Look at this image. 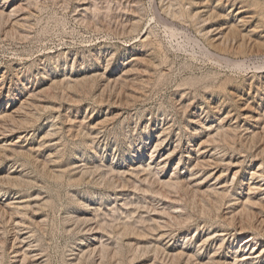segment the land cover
<instances>
[{
	"label": "rangeland",
	"instance_id": "obj_1",
	"mask_svg": "<svg viewBox=\"0 0 264 264\" xmlns=\"http://www.w3.org/2000/svg\"><path fill=\"white\" fill-rule=\"evenodd\" d=\"M169 1L0 0V264H169L154 252L158 245L171 251L186 243L197 252L211 226L225 223L234 233L215 213L205 216L193 190L159 188L161 197L135 184L145 172H131L159 164L178 146L159 167L163 179L183 157L178 171L193 185L202 181L205 190L222 182L246 197L250 173L264 159V69H253L264 63V49L217 52L203 37L204 24L173 18ZM165 22L177 30L174 39ZM208 50L245 59L252 69L217 64ZM73 82H81L75 91ZM223 119L236 127L231 145L212 139ZM202 143L214 160L209 170L194 168ZM254 192L256 201L264 197ZM164 208L189 218L180 224L161 215ZM158 213L163 227L154 233L147 222L124 232L126 222ZM263 226L237 243L254 232L264 243Z\"/></svg>",
	"mask_w": 264,
	"mask_h": 264
},
{
	"label": "bare ground",
	"instance_id": "obj_2",
	"mask_svg": "<svg viewBox=\"0 0 264 264\" xmlns=\"http://www.w3.org/2000/svg\"><path fill=\"white\" fill-rule=\"evenodd\" d=\"M240 4L242 6L238 9L237 6H240ZM197 7L203 8L204 11H201L198 13ZM168 8H169V15H171L173 18H176L182 22H185V23L190 22V23H193V24L195 23L198 25H199V23H201V24L203 23L204 24L203 27H206L205 29L202 30L203 31V37L206 39L208 45L211 46L212 48H214L217 52L224 53V54L229 53L232 55L240 54V55L245 56L248 53L249 54L253 53L255 48H256V50H258L257 48H259V49L263 48L264 49V0H170ZM235 8L238 9L236 14H234V11H236ZM138 23H140V22H138ZM165 23H166V30H167L166 33L168 32V34H170V36L174 39V37H176L177 30L172 26L170 27L171 24H169L168 22H165ZM132 31H134V30H132ZM135 32H136V30H135ZM215 32H217V33L214 35ZM178 34H180V33L178 32ZM216 37H218V39H216ZM206 56H209L217 64H222V63L226 64V66L229 69L238 70V71H242V69H252L250 67V65L248 64L249 62L247 63L245 61V59L242 61H237V60L235 61V60L230 59V57L227 58V56L224 57V56H221L220 54H217V53L214 54V53H212V51L210 52L209 50H208V52H206ZM253 65H254V68H253L254 70L255 69H257V70H259V69L263 70L264 69V63L259 64V65H257V63L256 64L253 63ZM244 71H246V70H244ZM79 85H81V82L69 83V87L71 86V88H74V86L78 87ZM224 86H225V84H224ZM83 88H84V86H83ZM127 88H129V87H127ZM74 91H75V88H74ZM5 116H6V114H5ZM3 118H5V117H3ZM8 120H9V118H8ZM95 127H97V126H95ZM212 127H207V128L205 127L206 132H211L212 130H214ZM235 132H236V127L233 128L231 126L226 125L225 119H223L220 122V124L217 126L215 134L212 136V139L217 141L216 140L217 138H222V139H224V141H226V143L228 142V144L230 143V145H231V143H233V139L235 137V134L237 133V132L236 133ZM209 134L211 135V133H209ZM251 134H250V136H251ZM209 139H211V138H209ZM255 141H256V139H255ZM205 142L206 141H204V143ZM163 143H165V140L160 139L158 141V143L156 144V146H154V148L152 150L153 154L151 156L152 159L154 158L153 156H155L154 154L158 151V148H160L163 145ZM199 146L201 147V149L197 150V153L199 154V156L197 158V162H196L194 168L198 169V170H200V168L203 170H209L214 164L213 163L214 162L213 157H210V159H207L205 157L204 153L201 152L203 149H205L204 144L202 143ZM177 147L178 146H176V148L173 151L168 152V155L163 156V158L159 164L156 163V161H157L156 160L155 162H151L148 165H145L143 163V164H140L138 167L137 166L135 168L131 167V170H132L131 172L133 174H135L133 176H139L142 172L146 173V176L144 175V178L143 177L136 178V180L134 181L135 184L136 185L140 184V187H145V189H143V190H146V192H150V193L153 192V193L159 194V196H161V197L163 195H160L162 193L160 192L159 188H162L161 190H163L165 188L170 193L172 191H173V193H175V192L177 193L179 191L189 193V191L193 190L192 193H193L194 197H197V196L201 197L200 198L201 199L200 205H201L202 212L205 214V216L210 217L211 214L215 213V215H214V216H216L215 219H222V222H224V221L227 222L229 226L233 225V227L235 229L233 230L234 233H229L230 231L228 232V230L224 229L225 223L221 224V225L219 224V226H215V227L211 226V228H210L211 231L203 237L202 241H200V242L198 241V249L197 250H199V251H197V252L191 250V248H189V247H186L187 246L186 243L183 244L180 248L171 249V251H168L166 249L164 250L163 249L164 247L162 248V247H160V245H158V246L156 245L157 248H155L154 252L156 254L162 253V254H164V256L166 254L167 258L169 259V264H264V243L262 241H260L258 234H255V232H254V233L250 234L243 242H241V244L237 243L238 240L242 236H244L248 230L249 231L250 230L255 231V230H259L260 228L261 229L259 232H261V230H263L262 226L264 224V221L261 219L263 216L262 214L264 213V197L261 198L259 201H256L257 199L256 200L253 199L251 195H252V192H254V191L255 192L256 191H258V192L264 191V159L262 161L260 160L261 163L258 166V168L256 170H253L250 173L251 177H249L250 180L247 184V189H245L249 194L247 193L246 197H242V193H244L242 189H239L242 191L240 193H237V191L230 193L228 187L226 186V183L222 184V182H220L219 184L214 183V184L210 185L208 188H206L205 190L201 187L202 181L198 182L196 184L194 183L195 185H193L194 179H192V178L187 179L186 177H182L180 172L178 171V167L181 164H183V162H184L183 157H180L179 162H178V167L175 169V172L173 173L171 178H168L169 180L163 179L162 172L164 171V169L161 170L159 167L161 165L166 166L167 162L172 157V154L177 150ZM261 149H263V148H261ZM257 151H259V150H257ZM261 152L264 155V150H261ZM188 154L189 155L186 156L187 160H191L192 159V156H191L192 153L189 152ZM211 159H212V161H211ZM255 159H256V157H255ZM208 173H210V172H208ZM121 174L122 173L120 172V175ZM234 174H235V176H233V181H235L234 177H237L238 173L235 172ZM152 175L154 176V180L152 179L154 182H149L148 176H152ZM212 176H213V174H211V175L209 174V176L208 177L206 176V178H210ZM124 177H125V175H124ZM150 178H152V177H150ZM221 179H222V175H219V176H217V178L215 180L221 181ZM126 184H127V182H126ZM122 186H123V184H122ZM138 187H139V185L135 186L136 190L138 189ZM156 188H157V190H156ZM166 194H164V195H166ZM226 204H228V207L226 206L227 207L226 209L228 210V212H226L223 215L222 214L223 208ZM253 210H257V211H253ZM16 211H17V209H16ZM159 213L161 215L164 213L163 216L167 215L168 218L171 216L173 219H175V221H179V223L181 221H182L181 223H183V222L187 221L186 218H189V217L185 218V216L183 217V214H181L180 211H178V210H175L173 212H171V211L167 212V210L164 208V209H162V213L161 212H159ZM159 213H158V215L155 214V217H151L148 219L139 218V220H137L136 222L131 221V224L126 222L124 224V226H125L124 232H126V231L129 232L130 230H132L131 227H137L135 225L136 223H144V225H145V222H147L146 224L148 225V223H149V225L146 228L149 229L148 230L149 232L153 231V233H154V231H157V229H161L163 227L162 222H161L163 217ZM179 213H180V215H178ZM259 215H260V217H259ZM128 217L132 218L130 215ZM107 218H108V216H107ZM219 221H221V220H219ZM171 222H172V220H171ZM172 225H173V223H172ZM134 230H137V229L135 228ZM263 233H264V231H263ZM146 234H147V232H146ZM145 235L143 237H145ZM229 235H230V238H233V240L231 242H230V238L228 239V242L226 241L227 237ZM139 236L141 237V235H139ZM162 236L163 235H161V237ZM104 243L101 244L103 253L109 252V251H107V245H105ZM208 246L209 247L215 246L214 249L211 251L213 254L211 255V253H208L209 257L204 258L202 256V251L205 250L206 248H208ZM131 249H132V247H131ZM225 250H227V253L225 252V254H224ZM117 251H118V249H117ZM115 254H116V252H115ZM114 256H116V255H114ZM23 262H24V260H23Z\"/></svg>",
	"mask_w": 264,
	"mask_h": 264
}]
</instances>
